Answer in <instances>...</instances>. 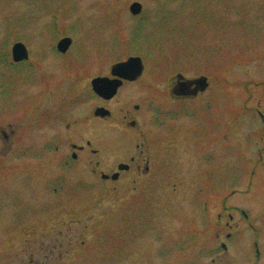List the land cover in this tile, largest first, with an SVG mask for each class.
Returning a JSON list of instances; mask_svg holds the SVG:
<instances>
[{"label":"rangeland","instance_id":"1","mask_svg":"<svg viewBox=\"0 0 264 264\" xmlns=\"http://www.w3.org/2000/svg\"><path fill=\"white\" fill-rule=\"evenodd\" d=\"M135 2L140 16L130 12ZM64 37L73 40L65 56L57 54ZM17 42L31 53L20 69L9 66ZM130 56L143 59L146 76L166 74L168 154L159 152V125L137 118L138 130L157 139L142 158L152 159L150 171L135 166L113 180L119 162L139 156L142 139L117 136L135 133L121 123L134 102L126 105L121 90L104 103L91 81ZM178 74L207 77L206 94L174 99ZM183 104L202 109L204 128L215 123L208 140L201 122L179 113ZM98 106L112 117L100 120ZM62 108L71 137L60 152L84 147L71 168L57 164L63 146L45 123ZM37 117V140L21 142L18 130L6 144L0 133V264H221L210 246L228 231L250 240L255 229L264 243V0H0V126L31 128ZM185 128L197 129L193 141ZM24 146L43 155H23Z\"/></svg>","mask_w":264,"mask_h":264},{"label":"flooded vegetation","instance_id":"2","mask_svg":"<svg viewBox=\"0 0 264 264\" xmlns=\"http://www.w3.org/2000/svg\"><path fill=\"white\" fill-rule=\"evenodd\" d=\"M141 14L137 15L140 16ZM65 38V37H64ZM63 39V38H62ZM61 40V39H60ZM59 40V41H60ZM58 41V42H59ZM68 51L66 53H61L58 52L57 54L60 55H67ZM69 54V53H68ZM31 57V53L29 52V58L27 60H23L20 62H15L13 61V57H12V52H11V62L9 64H12L15 68L17 67V69L23 68L24 65H26L27 63H29ZM131 57V56H130ZM129 58V57H128ZM128 58L124 59V60H120L117 63L120 62H125ZM144 63V61H143ZM116 64V63H115ZM114 65V64H113ZM36 65L35 64H29L26 67L28 69H32V70H36L37 68H34ZM146 68H145V64H144V69L143 72L141 73L140 76H138L137 78H130L132 76L131 73H129L128 77H122V76H118V75H114L112 72V67L110 70V74L107 75H100L95 77L96 78H107L108 80L114 81L117 84H119V87L117 89L116 94L111 97V98H105L103 96L98 95L94 90V93L104 102V103H111L113 102L120 94L121 90L124 92V97H125V104L128 105L131 101L134 102L131 105V109H126V111L123 114V119H122V125L123 127L131 132H135L133 134H128V136L124 133V132H117V136L119 138V140H122L125 143L131 144L130 141H140L141 139V143H140V147L137 145L136 149H139V156H133L130 158V165L123 163V162H119L117 164V169L118 171L113 173L112 176L110 178L113 177V175L118 174L116 179L120 178V174L122 172H128L131 167H135L137 168L136 170L139 172H141L143 169L144 173H147L150 171L151 168V158H143V155L145 153H147V155L151 156L150 153H152V150L150 149V145L147 144L148 140L150 139V137H152V141L157 140L156 138H154L152 133L144 134L141 130H138V128H141V124L140 120H138L137 118H141L144 115H150L147 119V123L148 125H155L156 123L159 125L160 129H161V133L159 134V152L161 153V155H166L168 154V149H167V127L169 126L168 123V117L171 118V115L169 113H171L170 111H167L166 106L164 104V100H163V95L166 96L167 93V88L165 86L166 84V74H157L156 72H158V70L156 69H149L150 73H148V75L146 76ZM179 75V74H178ZM78 79L77 82L80 84V82H82V80H84V74L80 73L77 75ZM133 77V76H132ZM77 78V77H76ZM195 78V77H194ZM194 78H186V79H194ZM93 79V80H94ZM76 80V79H75ZM92 80V81H93ZM91 81V82H92ZM75 82V83H77ZM92 84V83H91ZM163 84L164 89L163 91H161L160 89L157 88V85ZM177 84V77H176V82L174 83V85L172 86L171 89H168L171 96L176 99V100H182V102H189V100H193L195 98H197L198 96H203L205 95L206 91L208 90L209 86L207 87V89L204 92H198L197 94H189L188 92L185 93V91H178L175 92V86ZM93 89V86H92ZM207 110L208 111H214V106H213V101H209L207 102ZM99 108H103L106 109L107 111H109V114H105L104 116L102 114L98 115V117H102L103 119L100 120H104L105 118H110L112 117V109H108L106 106H98L95 110V116L96 115V111ZM190 110H192V112H190ZM182 111V112H180ZM179 113H183L185 116V118L188 119H193L196 120L198 122L202 123V128L204 130H207V133L205 135H199L200 138L203 137V141L208 140L209 136L212 133V130L215 131L216 130V125L214 122L210 123V128H204L205 125L207 126L205 115H203L202 109L201 110H196L195 109H190L186 106V104H183L182 107H180ZM202 114V117H201ZM67 115L68 112L66 111V108H62L61 111L59 112V115L53 119H51V117L48 118L51 120H45L46 126L47 127H54L53 129H55V132L52 133V135L50 136L53 137L54 141H57V144L63 146L62 148H59V146L57 147V152H61L63 153L66 146V144L69 141L68 137H71L69 135V133H64L63 132V124L66 123L67 121ZM261 116L263 117V115L261 114ZM38 118V117H37ZM23 121H18V127L17 129H13L12 128V124L9 123L6 127H2L0 126V133L4 139V143L8 144L11 137L14 136L16 134V132H20V139L21 142H24V139L26 138V135H31L32 138L35 137V139L37 140L40 136V132H41V126L39 125V118L37 119V121L31 126V128H26L23 129ZM82 124H79V127L77 129V135L75 137H79L82 138V132H84V127L82 128ZM139 126V127H138ZM178 126V125H177ZM5 128V129H3ZM130 128V129H129ZM60 129V130H58ZM222 129V128H219ZM225 129V128H224ZM125 130V131H127ZM186 130V135L188 136L187 140H192L193 141V136L196 132L197 129H193V128H185ZM155 135H157L156 133H154ZM180 136V135H178ZM214 137V136H213ZM143 139L145 140L143 142ZM194 140H199V137H197ZM151 141V143H152ZM134 143V142H133ZM52 144V142H51ZM70 144V143H69ZM87 145H90V142H87ZM71 149L72 151L69 153H64L62 154L61 152V156L58 157V165L61 166L62 168L65 166L67 167V165H70L71 168V163L72 162H80L81 160V155L84 152V147L82 145H78L76 143L71 144ZM148 147V148H147ZM28 148H31L29 150L32 151V153H34V151H36V153L34 154V156L36 158H38V156H42L43 154L40 153V150L38 151V149L34 146L32 147H22L21 151L23 155L28 154ZM147 148V149H146ZM154 149H157V145L155 144ZM191 149L195 150L194 148ZM47 150V149H44ZM5 151V150H4ZM150 152V153H149ZM196 152V150H195ZM22 155V156H23ZM146 155V156H147ZM154 155V154H153ZM152 155V156H153ZM209 158V157H208ZM144 162V167L143 164ZM165 162L164 159L159 160V165L161 166L162 169V173L164 171L163 169V163ZM121 166L122 167H127V168H122L121 170ZM143 167V168H142ZM165 172V171H164ZM105 176H107V178H105ZM102 179L108 180L109 179V175L106 174H101ZM113 179V178H112ZM113 179V180H116ZM67 181L65 178H63V186L62 188H66L68 187ZM59 183L61 184L62 182L59 181ZM57 192V190H56ZM143 229V228H142ZM145 229V228H144ZM135 231V230H134ZM237 233H233V231H228L225 233V238L224 241H222L220 244L216 245H211L210 246V250H213V254L215 255V257L212 259L213 263H216L217 261L221 262V264H262L264 262V243H262V240L260 238V234L256 233L255 229H253V231L255 232V234L253 235V238H251L250 240H247L246 238H244V234L240 233V231L237 229L236 230ZM135 236V235H134ZM191 240H193L194 238L191 237ZM186 240V239H185ZM188 240V239H187ZM183 241V240H182ZM184 242V241H183ZM182 242V244L184 245V243ZM186 249L185 247L183 248L182 246V250ZM209 250V251H210ZM218 258H221L220 260H217ZM191 264H196L195 260L191 262Z\"/></svg>","mask_w":264,"mask_h":264},{"label":"water","instance_id":"3","mask_svg":"<svg viewBox=\"0 0 264 264\" xmlns=\"http://www.w3.org/2000/svg\"><path fill=\"white\" fill-rule=\"evenodd\" d=\"M142 5L138 2L133 3L130 6V12L133 15H139L142 12ZM73 43V40L69 37H66L59 41L57 45V50L61 53H66L69 48L71 47ZM12 56L13 60L15 62H20L23 60H27L29 58V52L25 44L18 42L13 45L12 48ZM144 69L143 61L140 57H131L125 62H121L118 64H115L112 67V72L114 75L122 76V77H128L129 73L132 74L130 78H137L141 75ZM208 79L205 76H200L195 79H186L182 75L177 76V84L175 86V92L178 91H185L189 94H197L198 92H204L208 87ZM93 90L100 96H103L105 98H111L113 97L117 89L119 87V84H117L114 81L108 80L107 78H96L92 81ZM102 114L103 116L105 114H109V111L103 108H99L96 111V115ZM127 168V167H122ZM118 174L113 175V179H116ZM107 178V176H105Z\"/></svg>","mask_w":264,"mask_h":264},{"label":"trees","instance_id":"4","mask_svg":"<svg viewBox=\"0 0 264 264\" xmlns=\"http://www.w3.org/2000/svg\"><path fill=\"white\" fill-rule=\"evenodd\" d=\"M9 66H11L12 67V65L10 64Z\"/></svg>","mask_w":264,"mask_h":264}]
</instances>
